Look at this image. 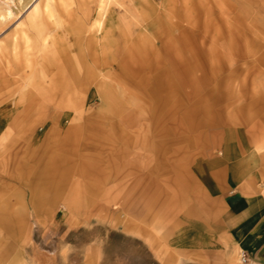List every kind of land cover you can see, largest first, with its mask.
Wrapping results in <instances>:
<instances>
[{
	"label": "rangeland",
	"instance_id": "374dc122",
	"mask_svg": "<svg viewBox=\"0 0 264 264\" xmlns=\"http://www.w3.org/2000/svg\"><path fill=\"white\" fill-rule=\"evenodd\" d=\"M26 1L0 0V45ZM99 3L0 59V264H241L212 227L264 184V0ZM116 30L137 50L110 77L92 56Z\"/></svg>",
	"mask_w": 264,
	"mask_h": 264
},
{
	"label": "bare ground",
	"instance_id": "6f19581e",
	"mask_svg": "<svg viewBox=\"0 0 264 264\" xmlns=\"http://www.w3.org/2000/svg\"><path fill=\"white\" fill-rule=\"evenodd\" d=\"M29 1H26L21 9H24L29 4ZM75 1L76 0H39L38 2L34 1L35 3L30 4L29 7H32L27 14V23L24 26H21L13 34V37L11 38V41L8 45H0V59L4 58L6 61H9L8 56L10 53L17 55L21 44L24 46V53L30 54L32 49V32L38 38L40 51L45 52L48 47L50 48L53 44L50 34V27H53L55 30L58 29L61 19L69 16L74 11V9L71 8V5L75 3ZM122 1L123 0H100L99 10H108L113 3L116 5H121ZM79 5L80 4L77 3V9H79ZM11 15L12 12L10 10L5 12L0 8V20H7V18L11 17ZM114 34L115 35L110 34L108 37L99 36V41L95 40V43L98 46L97 48L100 47L99 51H96V53L94 52L92 56L93 65L95 67L105 69L110 77L114 74L116 69L122 68L121 64H123V66H125V64L127 65L128 59L132 53L137 50L128 43L129 36L125 31L121 33V41H117V37H119V35H117V30ZM141 41H143V39ZM116 42H118V44H115ZM25 57L26 66H31L29 55H26ZM82 77L83 76L80 75L79 71L72 75V85L75 83H80L82 81ZM39 109H47V106L41 105ZM204 114L205 116L208 115V111ZM27 126L28 125L25 124L21 129L19 133L20 137L26 136L25 134L27 133ZM41 156L42 155H40V157ZM33 157L34 153L29 156L31 160H34ZM40 157L39 159L34 160L36 161V164L40 160ZM128 226H130L136 232L142 233V228L139 225L132 223L131 225L128 224ZM2 257L3 254L0 252V259H2Z\"/></svg>",
	"mask_w": 264,
	"mask_h": 264
},
{
	"label": "crops",
	"instance_id": "0c3cea01",
	"mask_svg": "<svg viewBox=\"0 0 264 264\" xmlns=\"http://www.w3.org/2000/svg\"><path fill=\"white\" fill-rule=\"evenodd\" d=\"M212 234L228 238L249 258L264 264V184L239 186L218 197Z\"/></svg>",
	"mask_w": 264,
	"mask_h": 264
},
{
	"label": "built area",
	"instance_id": "2783aa9c",
	"mask_svg": "<svg viewBox=\"0 0 264 264\" xmlns=\"http://www.w3.org/2000/svg\"><path fill=\"white\" fill-rule=\"evenodd\" d=\"M240 261L242 264H248L249 263V258L244 252H240Z\"/></svg>",
	"mask_w": 264,
	"mask_h": 264
}]
</instances>
